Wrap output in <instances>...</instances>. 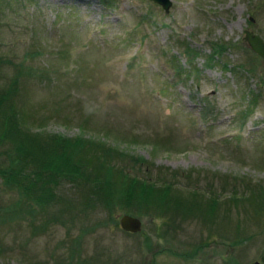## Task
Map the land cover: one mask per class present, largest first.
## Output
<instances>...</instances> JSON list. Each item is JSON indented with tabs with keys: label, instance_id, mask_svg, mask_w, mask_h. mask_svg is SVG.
<instances>
[{
	"label": "rangeland",
	"instance_id": "374dc122",
	"mask_svg": "<svg viewBox=\"0 0 264 264\" xmlns=\"http://www.w3.org/2000/svg\"><path fill=\"white\" fill-rule=\"evenodd\" d=\"M172 2L166 11L152 0H0V84L19 73L25 126L84 132L117 147L131 174L173 186L113 214L83 211L79 187L65 183L71 218L54 205L32 212L0 179V205H21L20 218L0 211V264L260 260L264 59L244 30L264 38V0ZM125 213L141 230L121 227Z\"/></svg>",
	"mask_w": 264,
	"mask_h": 264
},
{
	"label": "trees",
	"instance_id": "16d2710c",
	"mask_svg": "<svg viewBox=\"0 0 264 264\" xmlns=\"http://www.w3.org/2000/svg\"><path fill=\"white\" fill-rule=\"evenodd\" d=\"M3 62L0 58V65ZM18 74L8 84H0V156L6 160L0 163V179L6 187L19 192L18 203L28 202L32 212L37 204L54 205L60 214L72 218L76 201L59 191L60 185L69 182L79 187L83 211L84 206L102 205L114 214L133 202L144 207L150 194L157 201L170 196L171 184L164 187L148 177L131 174L117 162L122 153L117 147L107 146L106 141L87 138L84 132L66 137L26 127L29 114L18 112L13 98L18 90ZM20 206L10 210L11 206L0 205V211H13L15 215L7 217L12 220L21 217ZM59 218L56 215L54 219Z\"/></svg>",
	"mask_w": 264,
	"mask_h": 264
},
{
	"label": "water",
	"instance_id": "95a60500",
	"mask_svg": "<svg viewBox=\"0 0 264 264\" xmlns=\"http://www.w3.org/2000/svg\"><path fill=\"white\" fill-rule=\"evenodd\" d=\"M160 5L166 11H169L171 5L173 4L172 0H152ZM251 20H254L251 17ZM245 36L244 39L248 42L250 47L260 56L264 58V39L260 34L255 33L252 30L245 29L244 30ZM121 226L128 231L137 232L141 230L142 221L139 217L133 216L131 214H124L120 219ZM264 228V223H263ZM264 263V253L261 256V260H256L253 264H260Z\"/></svg>",
	"mask_w": 264,
	"mask_h": 264
}]
</instances>
